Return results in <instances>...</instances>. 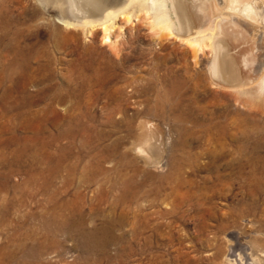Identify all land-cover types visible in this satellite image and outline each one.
I'll use <instances>...</instances> for the list:
<instances>
[{"label": "rangeland", "instance_id": "obj_1", "mask_svg": "<svg viewBox=\"0 0 264 264\" xmlns=\"http://www.w3.org/2000/svg\"><path fill=\"white\" fill-rule=\"evenodd\" d=\"M179 1L188 36L212 32L204 44L219 42L225 79L208 73L211 47L195 50L186 34L152 25L136 8L129 19H114L105 41L100 27L87 32L62 23L65 11L51 0H0V264H235L226 260L231 250L264 264V91L255 92L264 76V0L255 21L229 0ZM176 78L184 80L181 107L191 117L183 134L173 113L150 119L163 139L162 165L184 151L191 162L145 209L156 232L148 231L150 247L142 252L144 239L131 228L138 229V201L115 204L119 191L108 175L95 177L89 168L113 140L138 136L142 111ZM104 155L103 166L117 169L120 154ZM49 156L51 163L60 158L50 183ZM73 209L86 230L112 221V235L99 245L47 226L53 211Z\"/></svg>", "mask_w": 264, "mask_h": 264}, {"label": "bare ground", "instance_id": "obj_2", "mask_svg": "<svg viewBox=\"0 0 264 264\" xmlns=\"http://www.w3.org/2000/svg\"><path fill=\"white\" fill-rule=\"evenodd\" d=\"M44 1L49 2L50 0H44ZM51 1H52V4L60 6L65 11L64 15L59 16V20L62 23H64L67 26L84 27V28H86L87 32H90V30H92L91 28H93V27H100L103 30L105 41L109 39L108 38V30L111 29L112 27L114 28L115 23L113 25V21L118 15H122V16L125 15L127 18L126 17H124V18L129 19L130 16L132 17V14H133V12H131V9L134 10L133 8H136V10H138V12L143 11V12H145V15L147 14V16L149 18L148 20H150V23L152 25H156L162 29H170L169 32L172 31L174 33V35H176V36H177V34H175V33H179V30L181 31V33L186 34L187 35V37L185 38L186 42L190 44V47L192 46V48H195V50L196 49L202 50L203 47H204V49H206L205 48L206 45L211 47L210 49L212 51V55H211V57L208 61V64H207L208 73L212 79H216V80L217 79L218 80L225 79L224 73H225L226 68H227L226 67V60L224 58L225 56H223V52L221 50V46L219 45V42L217 40L213 39V40L209 41L210 42L209 44H204L205 38H209V39L213 38L212 32H202L201 30H199V31H197V33L195 35L192 34V36H188V35H190V32H191L190 29L191 28L188 26V24H186L185 16L183 14V9H182L184 7H182L183 4L181 5L179 0H128V2H126V3L122 2L121 4H118V5H114V4L109 5V3H107L106 0H51ZM229 1H230V3H228V6H229V4H231V5H234V7H235V8H233V10L237 8V5L240 6V4H241L242 11L247 15V17L249 16L250 20H252V21H255V19L257 18L256 9L260 8V2H262L260 0H229ZM228 6H226V7H228ZM261 9H262V7H261ZM228 10L230 12L231 8ZM232 11H231V13H232ZM236 11H238V10H236ZM233 13H236V12L233 11ZM134 17H135V15H134ZM175 21H177V23H178V26L176 28L177 30L174 29L175 28ZM260 22H261V20H260ZM152 25H151V27H152ZM211 25H212V23H211ZM209 28H210V26H209ZM218 28H220V27H218ZM196 30H197V26H196ZM204 30H205V28H204ZM167 37H169V36H167ZM216 38H217V36H216ZM112 46H113V44H112ZM210 49H208V50H210ZM193 58H194V63H197L195 56ZM229 75L230 74H228V76ZM169 79L171 80V78H169ZM231 79H232V77H231ZM183 83H184V80H182L181 78L180 79L176 78V80L170 82L169 85L165 86L163 91L159 90L158 94L156 95V104L155 105L152 104L153 106L150 105V107H148L149 109H148L147 113L144 110L142 111L144 114H143V116H141V118H139L137 125L135 127V130L137 131L138 136L136 138H134L133 140L131 139V140L127 141L128 143L125 142V140L127 138L126 136H120L117 139L113 140V142L109 145V147H106V149H104V147H103L102 150L95 153L94 157H92L94 159V164H91V166L89 168V170L92 173H94L95 177H97L99 175H104V176L108 175L107 177L105 176L106 177L105 181L107 183H110L109 186L112 190H118L119 191V194L115 198V204H121V203H123V204L124 203H130L131 204V202L138 201V229H137V226L135 224H133L131 228H132L133 234L138 233V238L144 239V242L142 241L143 245H142V247H140V250L142 252H144V250H146L147 247H150L149 245H150L151 237L149 236L148 231L151 230V232H152V230H154V232H156L155 231L156 225L154 223H152V221H150L152 214H151V216H149L150 217L149 218L148 214L145 212V209L149 205H151V206L155 205V201L157 199V196L159 195L161 189L163 187H165L166 184H171L174 179H177L180 177L182 178V176H180V175L182 174L183 167L186 163H189V161H190V155L184 151L183 153L175 155V156H168L167 157L168 162H167L166 166L162 165V161L164 158L163 152H162V147L164 144L163 139L160 137L159 128L155 124H154L155 126H153V123L150 119L151 114L157 115L159 117L161 116L163 118L166 116L165 114L170 115V113H173L172 115L175 116L176 121H178V123L180 125L179 127H177V131L179 132V134H181L184 131L183 122L186 120H191L190 119L191 117L189 116V114H186L187 112L185 113L183 108H182L183 102H184V100H183L184 94H183V90H182V84ZM244 83H243V85H244ZM220 85H223V84H220ZM230 86H231V84H230ZM255 86H256L255 87L256 93H262L264 91V76H262L261 78L259 77V80H258L257 84H255ZM250 87L252 89V85ZM244 88H245V86H244ZM247 88H248V86H247ZM250 90H249V93H250ZM249 95H252V94H249ZM152 109L153 110L155 109V112H153ZM171 118H172V116H171ZM114 122H115V120H114ZM195 122L198 123L199 126L201 125L202 129L206 126V125L204 126L202 124L203 122H200V120H198V119H196ZM126 129H127V131L131 132L134 129L133 124L129 123L126 126ZM122 147H123V149H122ZM105 151H107L109 154H116V153L120 154V159L118 161L117 169L114 168L113 170H109L103 166L102 160L105 158V155H104ZM59 159H55L56 161L51 163L52 160H54V159L52 156L48 157L47 162H46L47 163L46 165L48 167L47 166L45 167L47 177L46 178L44 177L46 179V182L50 181V179H51L50 176L53 175V173L56 172L57 168L60 166ZM157 170H159L161 172H157ZM110 173H114L113 177L109 176ZM179 187H181V186H179ZM172 188H173V186H172ZM162 191H163V189H162ZM166 194H167V192H166ZM160 195L162 197V194H160ZM186 197H187V195H186ZM160 199L162 200V198H160ZM67 208H68V206L66 205L64 210H68ZM68 212H67V214H65L63 211H61V212L53 211L51 216L49 217L51 222L50 221L47 222V226L50 229H53V227L56 226V228H58L59 230H66V231H70L73 233L74 232L76 233V231L80 232L81 234L86 235L87 238H91V239L96 240L97 243H99V245L103 244L102 238H101L102 235H105V234L112 235V233H111V228H112V224H113L112 221L104 224L101 227H96V228H93L90 230H86L84 228V224H83L82 220L76 221L75 210L73 209L70 213H68ZM167 213H169V212L166 211L164 214H167ZM119 219H117L116 222H118ZM123 220H125V219L122 217L120 219V223ZM234 241H237V244L242 246L243 249H245L247 247L243 243V241L241 240L240 235H235ZM235 245H236V243H235ZM233 247L234 246H232V248ZM40 250H41V248L37 249V251H40ZM235 251H237V250H235ZM233 252L234 251L231 250L228 253L229 257L226 258L227 261H234L235 260L236 261V262L234 261L235 264H252V262L249 261V259L247 257H244L245 258L244 260L238 259V257H236V256L233 257V255H234ZM242 254L243 253H241V255ZM244 254H245V252H244ZM228 255H226V256H228ZM13 257H14L13 255L10 256L11 259H14ZM255 258L256 257H254V259Z\"/></svg>", "mask_w": 264, "mask_h": 264}]
</instances>
